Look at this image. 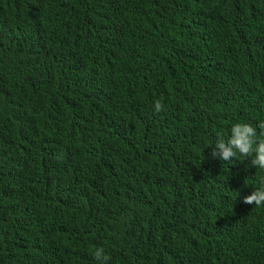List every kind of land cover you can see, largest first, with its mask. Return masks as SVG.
Segmentation results:
<instances>
[{"label":"trees","instance_id":"trees-1","mask_svg":"<svg viewBox=\"0 0 264 264\" xmlns=\"http://www.w3.org/2000/svg\"><path fill=\"white\" fill-rule=\"evenodd\" d=\"M245 121L264 0H0V264H264Z\"/></svg>","mask_w":264,"mask_h":264},{"label":"clouds","instance_id":"clouds-1","mask_svg":"<svg viewBox=\"0 0 264 264\" xmlns=\"http://www.w3.org/2000/svg\"><path fill=\"white\" fill-rule=\"evenodd\" d=\"M163 110L162 100H156L154 111L159 113ZM211 155L227 162L249 158L252 166L264 170V121L255 126L247 121L236 122L231 125L227 136L217 132ZM243 203L257 207L264 205V180L255 191L243 198ZM92 254L97 264H107L110 260L103 247H96Z\"/></svg>","mask_w":264,"mask_h":264}]
</instances>
